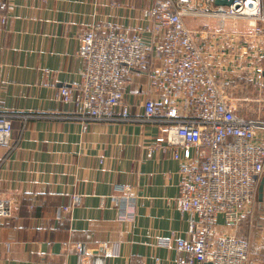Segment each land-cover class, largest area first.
<instances>
[{
  "label": "crops",
  "instance_id": "crops-1",
  "mask_svg": "<svg viewBox=\"0 0 264 264\" xmlns=\"http://www.w3.org/2000/svg\"><path fill=\"white\" fill-rule=\"evenodd\" d=\"M110 1L9 0L0 23V111L16 115L11 144L0 146V198L11 207L0 217V264H176L174 245H157V239L183 237L188 214L175 206L177 160L160 148L147 155L157 126L92 121L83 130L65 116L72 105L55 98L59 86L80 83L76 51L93 21L144 27L140 9L148 0H115V8ZM246 26L240 19L235 28ZM205 44L214 60L215 43ZM233 46L228 60L247 58L244 48ZM224 72L223 65L221 78ZM149 94L145 72L132 77L124 100L133 115L143 114ZM122 187H130L132 220L118 216ZM65 205L70 208L61 211ZM256 232L247 239L249 264H264V229Z\"/></svg>",
  "mask_w": 264,
  "mask_h": 264
},
{
  "label": "built area",
  "instance_id": "built-area-1",
  "mask_svg": "<svg viewBox=\"0 0 264 264\" xmlns=\"http://www.w3.org/2000/svg\"><path fill=\"white\" fill-rule=\"evenodd\" d=\"M118 5L110 1L111 8ZM8 7L9 0H0L1 25ZM140 11L146 20L142 29L93 21L84 30L76 51L82 61L80 83L59 86L55 98L72 105L65 116L80 121L83 130L92 121L157 126L147 155L160 148L177 160L175 206L188 214L183 237L157 239V245H174L176 264H248L249 241L238 234V226L256 201L264 170V117L241 113L235 102L259 101L256 95L245 91L236 98L229 88H239L232 74H242L257 93L264 90V0H149ZM199 19L215 24L194 26ZM240 19L247 31L235 28ZM205 42L215 43L214 60L207 57ZM233 45L244 48L247 58L234 54L228 60ZM143 72L150 94L143 100V114L136 116L124 100V89ZM15 115L0 111V146L11 144ZM122 190L118 216L132 220L130 187ZM10 213V204L0 198V217ZM73 247L82 258V243Z\"/></svg>",
  "mask_w": 264,
  "mask_h": 264
},
{
  "label": "rangeland",
  "instance_id": "rangeland-1",
  "mask_svg": "<svg viewBox=\"0 0 264 264\" xmlns=\"http://www.w3.org/2000/svg\"><path fill=\"white\" fill-rule=\"evenodd\" d=\"M149 2V0H148ZM146 3V2H144ZM196 24L194 26H200L203 24L205 21L204 19H199L197 20ZM209 24L214 26L215 22L210 21ZM248 29V26H246L244 29H241L240 31H244ZM247 31V30H246ZM82 35V34H81ZM80 35V36H81ZM80 38V37H79ZM233 78L238 81L239 83V88H232L230 86V91L231 94L234 97H240V94L248 93L251 97L256 95L257 98H259V101H256L255 99L252 100H238L235 99V102L237 103L239 107V110L241 113L247 115V116H254L257 112H259L258 115L264 117V90H261L260 93H257V90L254 89L253 85H250L249 83L245 82V77L244 75H233ZM245 83L247 87H245ZM261 177H264V170L261 174ZM263 228L264 229V192H263V199L261 202L256 199L255 203L253 204L252 208H250L246 213L243 214L239 221V226H238V234L243 236L246 239H249L251 236L256 235V230L258 228ZM252 234V235H251ZM251 235V236H250ZM260 236V235H258ZM261 236H264L262 233ZM250 255V253H249ZM260 256H263L264 258V253L261 252ZM249 264V263H248Z\"/></svg>",
  "mask_w": 264,
  "mask_h": 264
},
{
  "label": "water",
  "instance_id": "water-1",
  "mask_svg": "<svg viewBox=\"0 0 264 264\" xmlns=\"http://www.w3.org/2000/svg\"><path fill=\"white\" fill-rule=\"evenodd\" d=\"M230 0H215V3H228ZM264 73V72H263ZM263 192H264V177H261L258 182L257 186V199L259 202L263 199ZM205 264H211L209 261L204 262Z\"/></svg>",
  "mask_w": 264,
  "mask_h": 264
},
{
  "label": "trees",
  "instance_id": "trees-1",
  "mask_svg": "<svg viewBox=\"0 0 264 264\" xmlns=\"http://www.w3.org/2000/svg\"><path fill=\"white\" fill-rule=\"evenodd\" d=\"M257 199V198H256ZM243 216V215H242Z\"/></svg>",
  "mask_w": 264,
  "mask_h": 264
}]
</instances>
